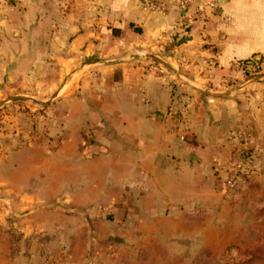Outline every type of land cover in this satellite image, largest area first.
I'll return each mask as SVG.
<instances>
[{
	"label": "crops",
	"instance_id": "0c3cea01",
	"mask_svg": "<svg viewBox=\"0 0 264 264\" xmlns=\"http://www.w3.org/2000/svg\"><path fill=\"white\" fill-rule=\"evenodd\" d=\"M207 1L218 11L191 21L192 10L160 14L145 0H0V89H34L47 108L45 145L0 178L2 211L44 237L26 264H95L102 245L159 227L174 241L226 227L229 171L264 168V78L225 88L227 71L181 60L264 56V0L196 4ZM148 55L168 73L150 72ZM3 59L38 71H1ZM0 264H20L5 234Z\"/></svg>",
	"mask_w": 264,
	"mask_h": 264
},
{
	"label": "rangeland",
	"instance_id": "374dc122",
	"mask_svg": "<svg viewBox=\"0 0 264 264\" xmlns=\"http://www.w3.org/2000/svg\"><path fill=\"white\" fill-rule=\"evenodd\" d=\"M157 58L159 62L151 59L153 62L148 68L156 67L168 73L167 61L162 57ZM181 64L187 69L200 71L206 67L227 71L220 77V84L225 88L240 84L241 79L264 78V56L232 61L227 66L215 57H206L202 63L190 59L181 60ZM1 65V71H38L35 66H31L30 61H17L16 66L11 69L14 62L3 59ZM22 83L23 80L18 82ZM33 91L34 89H25L23 86H17L16 90L5 86L0 89V178L9 174L10 164L26 159L28 152L37 145L44 146L48 138L45 124L46 102L37 93L30 95ZM244 159L242 161L247 160ZM236 167L240 169V177L245 173L244 176L248 177L246 183L250 182V185L236 191H230L226 187L228 194L233 197L231 214L226 216V227H188L189 236L177 241L167 231L162 232L171 227H159L151 238L128 245L114 241L111 249L102 245L97 251L102 255L95 264H225L234 259L250 264H264V168H249L251 172L247 175L248 168L244 169L239 164ZM22 221L23 217L5 213L0 208V234L9 238L4 231L12 228L17 231V236L25 235ZM31 235L42 238L38 233L27 237ZM16 243V262L26 264L23 257L27 249L22 241ZM31 251L41 255L36 247Z\"/></svg>",
	"mask_w": 264,
	"mask_h": 264
},
{
	"label": "built area",
	"instance_id": "2783aa9c",
	"mask_svg": "<svg viewBox=\"0 0 264 264\" xmlns=\"http://www.w3.org/2000/svg\"><path fill=\"white\" fill-rule=\"evenodd\" d=\"M175 5L180 11H189L192 10L193 12L191 13L190 20H195L196 18H202L206 16L207 14L214 13L216 10V4L212 1H207L202 4H196V0H145L144 5L146 8L149 10L164 14L167 12L169 5ZM180 26H183L184 30L187 28V25H182L179 23H176L173 26V29H177ZM148 70L154 71L158 73L160 76H164L166 71H163L162 69L156 68V67H150ZM172 112L174 109H171ZM247 131H241L238 134V137L241 140H247ZM239 172L240 169L234 165L231 170L229 171V175L226 179V187L230 191H236L238 190L239 187Z\"/></svg>",
	"mask_w": 264,
	"mask_h": 264
},
{
	"label": "trees",
	"instance_id": "16d2710c",
	"mask_svg": "<svg viewBox=\"0 0 264 264\" xmlns=\"http://www.w3.org/2000/svg\"><path fill=\"white\" fill-rule=\"evenodd\" d=\"M247 160H249L250 156L246 157ZM5 233H7L9 235V246H10V258L12 261H16V254L17 252H15L16 250V242L18 241H22L27 249V253H25L23 260H28L29 256H30V251L33 248L34 243L38 240V242L44 240V237H37L34 235H31L29 237L25 236V235H19L17 236V231H15L14 229H8L4 231ZM214 264H221L220 262H215ZM225 264H250L249 262H245V261H241V260H232L230 262H227Z\"/></svg>",
	"mask_w": 264,
	"mask_h": 264
},
{
	"label": "water",
	"instance_id": "95a60500",
	"mask_svg": "<svg viewBox=\"0 0 264 264\" xmlns=\"http://www.w3.org/2000/svg\"><path fill=\"white\" fill-rule=\"evenodd\" d=\"M147 58H150L152 60H155V61L159 62V60H158V58L156 56L149 55Z\"/></svg>",
	"mask_w": 264,
	"mask_h": 264
}]
</instances>
